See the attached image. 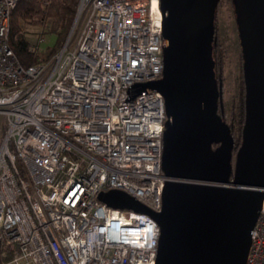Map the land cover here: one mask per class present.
Wrapping results in <instances>:
<instances>
[{"label":"built area","instance_id":"obj_1","mask_svg":"<svg viewBox=\"0 0 264 264\" xmlns=\"http://www.w3.org/2000/svg\"><path fill=\"white\" fill-rule=\"evenodd\" d=\"M16 3L0 0V264H155L156 220L98 194L162 207L165 101L136 86L161 76L160 0H79L63 45L28 67ZM47 45L41 28L31 47ZM245 264H264V198Z\"/></svg>","mask_w":264,"mask_h":264},{"label":"water","instance_id":"obj_2","mask_svg":"<svg viewBox=\"0 0 264 264\" xmlns=\"http://www.w3.org/2000/svg\"><path fill=\"white\" fill-rule=\"evenodd\" d=\"M219 1L160 0L161 76L136 84L138 92L155 89L165 101L161 168L168 179L161 209L154 211L120 189L98 194L109 206L156 220L155 264H245L264 198V0H236L235 5L246 93L234 160L212 55Z\"/></svg>","mask_w":264,"mask_h":264},{"label":"trees","instance_id":"obj_3","mask_svg":"<svg viewBox=\"0 0 264 264\" xmlns=\"http://www.w3.org/2000/svg\"><path fill=\"white\" fill-rule=\"evenodd\" d=\"M78 1L49 0V3L44 5V0H17L11 15L9 44L24 67L36 63L39 57L44 59L50 57L63 45L72 26ZM222 4H227L232 9L236 18V0H220L213 18L212 55L214 59V71L217 80H221L223 85L226 55L220 39L218 26V8ZM29 25L41 27L44 34L52 33L54 35L53 43L47 45L42 51H35L31 47V41L26 34V28ZM239 41L238 88L236 94L231 99L229 111L225 112L224 107L222 111V118L230 126V133L234 140L232 160H234L235 153L241 143L242 128L245 121L246 85L244 81L243 50L240 36ZM3 249L4 246L1 245L0 262L3 259Z\"/></svg>","mask_w":264,"mask_h":264},{"label":"rangeland","instance_id":"obj_4","mask_svg":"<svg viewBox=\"0 0 264 264\" xmlns=\"http://www.w3.org/2000/svg\"><path fill=\"white\" fill-rule=\"evenodd\" d=\"M218 26L222 45L226 55V65L223 80V107L228 112L232 97L238 88L239 52L240 41L237 28V20L232 9L227 4H222L218 8ZM41 27L29 25L26 34L29 39L34 40ZM48 45L53 43L54 35L45 34Z\"/></svg>","mask_w":264,"mask_h":264}]
</instances>
